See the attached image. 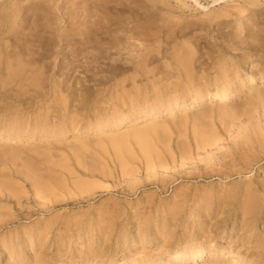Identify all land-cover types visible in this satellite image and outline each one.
<instances>
[{
	"label": "rangeland",
	"instance_id": "1",
	"mask_svg": "<svg viewBox=\"0 0 264 264\" xmlns=\"http://www.w3.org/2000/svg\"><path fill=\"white\" fill-rule=\"evenodd\" d=\"M8 17L0 135L27 139L0 137V264H237L164 257L209 240L264 264V0H0ZM228 81L234 98L93 130Z\"/></svg>",
	"mask_w": 264,
	"mask_h": 264
},
{
	"label": "bare ground",
	"instance_id": "2",
	"mask_svg": "<svg viewBox=\"0 0 264 264\" xmlns=\"http://www.w3.org/2000/svg\"><path fill=\"white\" fill-rule=\"evenodd\" d=\"M243 12L245 13L238 17L239 21L242 16H244L247 19H250L253 16V14L256 12V10L255 9H251L250 11L243 10ZM68 14L71 16V19H72L70 23H73V20L76 17H79L81 15V12L78 9H72V10L70 9ZM1 21L2 22L0 23V31L2 32H5L6 30L5 25H7V27H10L13 24L12 22L13 19L10 17H8L7 21L3 19ZM252 28L253 26L250 25L249 27L250 33L248 35V39H250L253 42L264 40V29L261 28L259 30L257 29L253 30ZM52 40L53 41L57 40L56 34L54 32H52ZM225 68H227V66L223 65L222 69L226 70ZM256 77H257V74H252L253 80ZM262 77H264V75ZM229 83L230 81H228L224 85H220V87L216 89V91H213V92L203 89L201 92H199L200 95H193L188 99L173 103V105H169L168 107L162 110L153 109L148 113L138 114L135 117L132 114H127L121 121H113L109 125H97L93 130H95L96 132H99L105 129L116 130L118 128H125V127L130 126L133 120H135L136 124H141L147 120L153 119L154 117L158 115L174 113V112L186 109V108L200 107L201 105H205L206 103L212 100L221 101V100H225L228 98H234L238 95V93L233 88V86L229 85ZM0 137L6 138L9 140H14V139H19V138L20 139L22 138L24 140L27 139L26 136L21 137L16 133L1 134ZM116 144H117V147L119 146L120 148L124 146L123 141L121 142L120 140H116ZM257 172H260L259 168L257 169ZM243 200L247 201L246 208H244V210L242 211V215L244 217L242 229L244 232H246L254 228V223L257 219V216L261 213V201H260L259 196L253 193V190L246 191L245 195L243 196V199H241L240 201H243ZM240 201L238 202V204H242ZM258 237L259 236H257V239H259ZM230 241L232 242V239H230ZM262 246H263V249L261 251L260 259L261 261L264 262V244ZM206 251L210 252L211 256L216 257L217 259H224L227 256L229 257L232 256L236 259L237 264L238 262L244 261V256L241 255L239 252H237L235 249H231V248L226 249L225 247H222V246L218 247L217 242H214L213 240L205 241L202 244H198L196 245L195 248L189 247V248H184L181 250L169 252L164 257L172 259L175 262L198 261L199 259L203 258V255ZM134 263L135 262H133L132 260H122V261L109 260L106 262L95 263V264H134Z\"/></svg>",
	"mask_w": 264,
	"mask_h": 264
}]
</instances>
